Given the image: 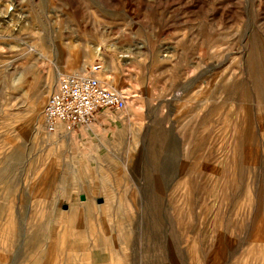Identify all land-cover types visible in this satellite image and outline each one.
Here are the masks:
<instances>
[{
    "label": "rangeland",
    "instance_id": "rangeland-1",
    "mask_svg": "<svg viewBox=\"0 0 264 264\" xmlns=\"http://www.w3.org/2000/svg\"><path fill=\"white\" fill-rule=\"evenodd\" d=\"M97 61L127 107L47 135ZM0 264H264V0H0Z\"/></svg>",
    "mask_w": 264,
    "mask_h": 264
},
{
    "label": "built area",
    "instance_id": "built-area-1",
    "mask_svg": "<svg viewBox=\"0 0 264 264\" xmlns=\"http://www.w3.org/2000/svg\"><path fill=\"white\" fill-rule=\"evenodd\" d=\"M102 71L103 64L97 61L59 76L42 110L45 133L82 136L100 121L102 110L127 107L129 99L123 92L103 84Z\"/></svg>",
    "mask_w": 264,
    "mask_h": 264
},
{
    "label": "bare ground",
    "instance_id": "bare-ground-1",
    "mask_svg": "<svg viewBox=\"0 0 264 264\" xmlns=\"http://www.w3.org/2000/svg\"><path fill=\"white\" fill-rule=\"evenodd\" d=\"M114 46H115V45H114ZM94 51H95V53H96L97 55L101 56V46H99V45L94 46ZM101 79H102V81H103V78H101ZM103 84L106 86V84L104 83V81H103ZM41 103H43V101H41ZM46 134H47V133H46ZM47 135H49V134H47ZM52 135H55V134H52ZM49 136H51V135H49ZM64 137L68 140V139H70L71 136H69L68 133L66 132V134H64Z\"/></svg>",
    "mask_w": 264,
    "mask_h": 264
},
{
    "label": "water",
    "instance_id": "water-1",
    "mask_svg": "<svg viewBox=\"0 0 264 264\" xmlns=\"http://www.w3.org/2000/svg\"><path fill=\"white\" fill-rule=\"evenodd\" d=\"M80 198H81V200H85L86 196L84 194H81ZM102 200H103L102 198L98 199L99 202H102Z\"/></svg>",
    "mask_w": 264,
    "mask_h": 264
}]
</instances>
